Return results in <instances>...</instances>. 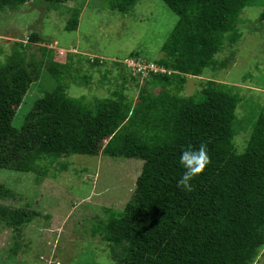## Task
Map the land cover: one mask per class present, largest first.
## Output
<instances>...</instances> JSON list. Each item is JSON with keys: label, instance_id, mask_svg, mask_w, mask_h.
<instances>
[{"label": "trees", "instance_id": "obj_1", "mask_svg": "<svg viewBox=\"0 0 264 264\" xmlns=\"http://www.w3.org/2000/svg\"><path fill=\"white\" fill-rule=\"evenodd\" d=\"M26 0H0L18 6ZM62 2L65 0H45ZM137 0H108L128 12ZM177 21L161 46L157 64L171 74L149 81L183 83L216 65L224 35L235 29L239 12L257 0H162ZM264 23V9L259 19ZM77 21H72V28ZM31 40L38 41L35 33ZM131 52V57H137ZM98 61V60H96ZM20 57L0 65V169L26 171L41 157L71 154L140 159L152 168L119 217L96 226L103 239L121 245L119 264H250L264 245V109L257 115L244 150L231 145L239 103L226 85L207 80L197 95L165 91L132 103L123 94L94 104L55 88L37 99L21 130L12 119L32 70ZM206 145L210 162L192 181L177 186L184 169L182 150ZM0 205V219L21 222L31 215Z\"/></svg>", "mask_w": 264, "mask_h": 264}, {"label": "rangeland", "instance_id": "obj_2", "mask_svg": "<svg viewBox=\"0 0 264 264\" xmlns=\"http://www.w3.org/2000/svg\"><path fill=\"white\" fill-rule=\"evenodd\" d=\"M263 9L264 0H257L239 12L235 29L224 35L214 56L215 66L185 75L183 83L164 85L149 81L172 73L155 62L164 56L161 46L177 21L162 0H137L126 13L113 10L108 0L4 5L0 65L20 57L33 74L12 125L20 131L35 101L58 87L89 104L116 92L135 103L165 91L197 95L213 80L239 98L231 145L240 153L264 109V23L258 20ZM34 33L44 41L31 40ZM131 52L139 55L131 57ZM151 64L157 73L146 68ZM25 168L0 169V205L33 213L11 225L0 219V264H119L121 245L105 241L96 226L120 216L154 164L71 154L58 160L44 156ZM250 264H264V245Z\"/></svg>", "mask_w": 264, "mask_h": 264}, {"label": "clouds", "instance_id": "obj_3", "mask_svg": "<svg viewBox=\"0 0 264 264\" xmlns=\"http://www.w3.org/2000/svg\"><path fill=\"white\" fill-rule=\"evenodd\" d=\"M210 162L207 147L201 144L198 149L187 148L182 150L179 157V164L184 172L178 180L177 186L185 191L192 190V181L197 177Z\"/></svg>", "mask_w": 264, "mask_h": 264}, {"label": "built area", "instance_id": "obj_4", "mask_svg": "<svg viewBox=\"0 0 264 264\" xmlns=\"http://www.w3.org/2000/svg\"><path fill=\"white\" fill-rule=\"evenodd\" d=\"M154 66L151 64V65H148L146 68L147 69H149V70H151V71H153V72H158V71H156V69L155 68H153ZM160 72H163V71H160Z\"/></svg>", "mask_w": 264, "mask_h": 264}]
</instances>
